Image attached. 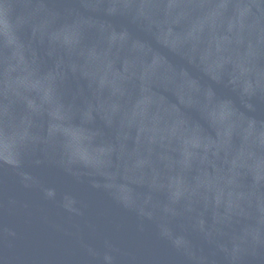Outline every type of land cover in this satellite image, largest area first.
Segmentation results:
<instances>
[{
    "label": "water",
    "instance_id": "95a60500",
    "mask_svg": "<svg viewBox=\"0 0 264 264\" xmlns=\"http://www.w3.org/2000/svg\"><path fill=\"white\" fill-rule=\"evenodd\" d=\"M0 264H264V0H0Z\"/></svg>",
    "mask_w": 264,
    "mask_h": 264
}]
</instances>
